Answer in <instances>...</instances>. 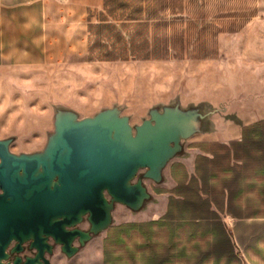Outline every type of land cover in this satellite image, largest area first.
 Segmentation results:
<instances>
[{"label": "crops", "instance_id": "crops-1", "mask_svg": "<svg viewBox=\"0 0 264 264\" xmlns=\"http://www.w3.org/2000/svg\"><path fill=\"white\" fill-rule=\"evenodd\" d=\"M49 1L0 0V52H47ZM155 1V19L110 21L128 40L155 24L166 52H177L173 42L196 25L204 43L194 52H224L234 41L235 52L252 53L250 71L264 74V0ZM256 99L251 109L228 102L225 118H209L218 134L205 120L182 141L161 182L144 180L151 198L143 207L113 212L99 247L80 254L100 264H264V105Z\"/></svg>", "mask_w": 264, "mask_h": 264}, {"label": "water", "instance_id": "water-1", "mask_svg": "<svg viewBox=\"0 0 264 264\" xmlns=\"http://www.w3.org/2000/svg\"><path fill=\"white\" fill-rule=\"evenodd\" d=\"M202 119L179 105L152 109L136 126L117 107L83 119L58 110L43 151L15 154L12 139H0V264H52L46 254L57 246L71 258L110 227L117 204L140 210L151 198L144 180L161 182ZM13 239L12 252L32 241L35 256L9 262Z\"/></svg>", "mask_w": 264, "mask_h": 264}, {"label": "rangeland", "instance_id": "rangeland-1", "mask_svg": "<svg viewBox=\"0 0 264 264\" xmlns=\"http://www.w3.org/2000/svg\"><path fill=\"white\" fill-rule=\"evenodd\" d=\"M55 1L70 7L76 3L94 15L107 13L91 0ZM184 28L187 32L173 42L177 52H169L165 59L75 62L73 52L67 62L50 63L47 52L38 58L21 51L0 52V139H12L11 151L17 154L41 152L54 133L58 110L74 111L83 119L117 107L136 126L150 118V110L177 105L198 109L204 115L200 128L206 120L208 129L218 134V126L216 131L209 118H225L228 102L245 101L251 109L253 98L259 97L264 105V74L250 71L251 52H235L234 41L227 43L224 52H194L197 44L204 43L196 35L198 26ZM145 183L153 184L148 179ZM121 210L127 207L117 204L113 212ZM80 228L88 230L90 225L85 221ZM101 234L86 246L98 248ZM80 251L68 258L57 246L50 260L52 264H100L98 257L89 259ZM238 252L246 260L244 250Z\"/></svg>", "mask_w": 264, "mask_h": 264}, {"label": "trees", "instance_id": "trees-1", "mask_svg": "<svg viewBox=\"0 0 264 264\" xmlns=\"http://www.w3.org/2000/svg\"><path fill=\"white\" fill-rule=\"evenodd\" d=\"M142 2L91 0L93 5L100 4L107 10V13L98 15L76 3L70 7L55 0L47 2V61L67 62L73 52L76 53L75 62H116L127 61L132 57L139 60L167 58V42L156 39L158 28L155 24H145L135 38L128 40L123 29L110 21L124 17L137 21L145 15L148 19H155L154 5H143ZM148 32L152 34L150 38Z\"/></svg>", "mask_w": 264, "mask_h": 264}, {"label": "flooded vegetation", "instance_id": "flooded-vegetation-1", "mask_svg": "<svg viewBox=\"0 0 264 264\" xmlns=\"http://www.w3.org/2000/svg\"><path fill=\"white\" fill-rule=\"evenodd\" d=\"M11 144H12V142H11ZM11 144H10V151H11ZM12 153H14V152H12ZM15 154H17V153H15ZM0 162H1V159H0ZM3 192L4 191L0 188V195L3 194ZM17 244H18L17 241L13 239L6 249V253L10 254L9 262L13 263L17 257H21L23 259V261H25L28 257L35 256L36 251L31 248L32 241H27V242L23 243V245H22L23 250L20 253H17L16 251L12 252V250L17 247ZM55 248H54V250H55ZM46 256H47V258L50 259V257L53 256V254L47 253Z\"/></svg>", "mask_w": 264, "mask_h": 264}, {"label": "built area", "instance_id": "built-area-1", "mask_svg": "<svg viewBox=\"0 0 264 264\" xmlns=\"http://www.w3.org/2000/svg\"><path fill=\"white\" fill-rule=\"evenodd\" d=\"M63 3H69L70 0H61Z\"/></svg>", "mask_w": 264, "mask_h": 264}]
</instances>
